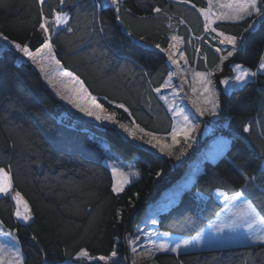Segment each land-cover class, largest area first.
<instances>
[{
    "label": "trees",
    "instance_id": "trees-1",
    "mask_svg": "<svg viewBox=\"0 0 264 264\" xmlns=\"http://www.w3.org/2000/svg\"><path fill=\"white\" fill-rule=\"evenodd\" d=\"M193 2L197 7L207 6L206 0ZM152 4L164 8L172 19L153 16L148 7ZM92 5L93 0H74L65 9L76 17L72 22L75 32L54 34V52L60 65L45 62V72L41 73L14 49L0 53V166L11 164L13 188L28 202L33 217L27 224L16 220L15 202L1 196L0 220L6 230L18 236L26 264H85L83 259H74L81 249L88 251L91 260H98L109 256L114 245L120 264H129L132 254L126 237L135 236L149 207L184 175L187 164L209 141L200 132L199 145L189 154L187 151V158L179 163L176 155L151 154L123 139L117 130L119 123L131 127L135 120L140 128L158 136L171 132L172 115L151 91L171 70L167 54L154 45L167 48L170 35H180L184 38L180 51L193 73L214 68L220 54L213 45H220L203 32V18L190 5L175 0H129L127 6L134 7L136 15L125 17L128 29L114 19L112 8H104L97 15L104 18L107 32L100 35L92 31ZM37 18L35 0H0V32L29 43L33 51L42 43L35 31ZM180 19L186 24H179ZM245 27L244 21L224 22L219 29L238 37L242 34L243 39L238 40V51L226 62L223 73L212 77L220 108L214 122L204 121L209 127L217 126L213 135L227 136V143L214 161L202 163L200 173L190 189L178 195L176 205L157 215L159 232L195 237L223 209L219 200L223 196L217 190L231 196L241 190L244 176H255L244 196L258 208L264 207V73L229 95L222 92L219 83L222 76L231 75L233 64L258 70L264 52V22L248 32L243 31ZM198 35L204 39H196ZM61 71L78 78L87 94L76 92L79 85L60 76ZM62 95L82 105L95 97L104 106V114H114L118 124L84 116L61 99ZM120 103L129 108L131 116L117 107ZM245 126L250 129L247 133ZM111 152L134 161L140 172L118 197L111 193L112 177L106 165ZM33 235L36 241L31 239ZM262 247L233 246L180 253L178 257L175 253L157 254L151 262L264 264Z\"/></svg>",
    "mask_w": 264,
    "mask_h": 264
},
{
    "label": "snow or ice",
    "instance_id": "snow-or-ice-1",
    "mask_svg": "<svg viewBox=\"0 0 264 264\" xmlns=\"http://www.w3.org/2000/svg\"><path fill=\"white\" fill-rule=\"evenodd\" d=\"M74 0H55V3L50 2V0H35L36 7L38 8V18L36 21L35 31L40 33L42 43L39 47L33 51L29 43H20L16 40L10 39L3 32H0V41L4 42L3 47L7 49H14L16 53H19L22 58H27L31 61L41 73L45 72V62L51 64L54 62L56 65H60V60L56 59V54L54 52L53 38L54 34L59 35L60 31L63 30L66 33H74L75 28L73 27V17L69 11L65 9L69 4L73 3ZM177 4L190 5L199 17L203 18L202 30L207 33L211 41H215L216 44L220 46L213 45L216 53L220 54L218 56L219 63L215 65L214 68L208 71H196L193 73V78L198 80L200 88V96L203 97V103L208 105V107H200L197 101L193 100L192 104L196 108V112L200 116H204L206 113L208 115H216L220 108V102L218 99L219 92L213 86L212 77L216 73H223L225 64L233 55L238 51V40L243 39V35L236 36L231 34H226L224 31L219 30L224 22H240L244 21L247 23V27L243 29L244 32H248L250 29H254L257 23L264 22V0H206V7H197V4L193 0H175ZM129 0H93L92 5V31L104 35L107 32L105 26L104 18L98 16L97 13L104 8H112L114 10V19L122 25L125 30L128 29V25L125 23V17H134L136 11L134 7L127 6ZM139 4L135 5L138 9ZM150 12L155 17L163 16L168 20L172 17L168 15V12L155 4L148 6ZM219 22V23H218ZM179 24L185 25L186 21L184 19L179 20ZM215 25V26H214ZM171 28V24H169ZM188 31H191L189 28ZM129 36L133 35L131 31H128ZM143 39V37H140ZM168 43V47H161L159 43L155 44L154 47L160 52L167 54L168 61L176 66L174 71H169L167 78L164 79L163 83L159 87H154L151 89L152 92L158 95V98L167 105L168 111L172 113V116L178 118L176 124H173L171 132L168 134L171 137V144L166 142V137L158 136L155 132L146 131L140 128L135 120H132L131 127L125 124L119 123L114 118L113 115H104L106 110L104 106L97 102L95 97H91L90 105H82L67 96H61V99L66 100L69 104H72L79 112L83 113L84 116L94 118L97 121H108L113 124H118L128 137L134 140L142 141L143 144L149 145L152 148L158 149L159 152L165 153L167 155H173L171 151L173 146L178 144L177 136L181 133L185 141L189 140L190 133L194 132L199 126L193 122L185 109L181 108L175 103V100H169L168 96L162 95V89L173 88V94L177 95L180 90L183 89V82L180 88H174L172 84L173 77L181 74L180 61L183 60L184 64L188 63V58L184 55L183 51L179 52V56L174 58L175 54L179 49V45L184 42V38L177 34H171ZM196 39L203 40L204 36L198 35ZM191 41L189 40V43ZM223 46V47H221ZM228 46H231L230 48ZM196 52L199 53L200 49L197 48ZM226 53V54H225ZM203 59L207 62V57L204 56ZM231 67V76H222L219 83L222 85H229L230 80L232 81L231 87L233 89L243 86L248 83L252 78H255L259 73H264V56L260 58L257 71H252L242 64H233ZM60 76L68 77L69 79L75 80L79 85L75 89L78 93L87 94V89L84 88L83 83L79 81L78 78L73 77L72 73L67 71H61ZM45 79L51 84L52 80L49 79L48 75L45 74ZM151 84V81H149ZM193 92L197 89L193 88ZM227 94L228 89H224ZM206 94V95H205ZM57 95H61L57 91ZM107 99V98H105ZM118 108L122 109L129 116L132 113L129 108L125 106L124 103L117 105ZM249 127L245 126L243 131L249 132ZM147 137V139H145ZM15 148V144L12 145ZM191 147V144H188ZM264 152V147L261 148ZM183 151L180 153L182 156ZM179 159V157H177ZM118 158L109 157L106 165L111 170V193L115 196H119L124 192L125 187L131 183V177H136L140 175L138 170L134 169L132 164L125 165L123 162L117 163ZM2 163V162H0ZM127 168V171H125ZM12 166L7 164L0 166V196L8 197L15 202V212L14 216L16 219L23 221L27 224L32 220V212L29 208L28 202L24 200L21 193L13 188V176H12ZM264 175V170L261 171ZM160 173L157 172V176ZM255 179V176H244V184L241 186V190L233 192L231 196H228L221 192L219 189L217 193L223 196V199L228 201H242L239 203L235 211L230 213V217L227 223H220L218 226L213 225V230L215 233H222L225 228L229 231H235L237 229H243L245 233V239L252 244H259L264 246V207H259L253 204L251 200H248L244 196V189L250 185V182ZM223 211V210H222ZM119 216L120 213H117ZM220 213H217L219 216ZM152 224H157V219H152ZM142 236L147 240V244H140L139 246L143 248V251L137 252L136 245L141 241V235L138 234L136 237H126L129 246L134 254L139 257L148 256L152 257L156 253H175L177 257L180 255L182 249H187L189 247H200L205 243V238L202 235L203 230L198 232L195 237L185 238L181 240L172 241L169 238L170 234L164 233H152L146 232L143 229L139 230ZM155 235V239L152 236ZM0 236L5 237L4 241H0V264H26V257L22 250L20 240L13 230H6L4 222L0 220ZM164 238V239H161ZM33 241L37 240V237L33 235L31 237ZM222 239L220 236H209L208 243L214 241H219ZM262 256H264V247L261 248ZM82 258L92 259L86 249H81L76 256L75 260H81ZM99 260L104 261V264H120V260L117 257V248L114 245L113 250L107 257L101 256ZM132 264H137V260L134 259ZM179 264H183L182 261Z\"/></svg>",
    "mask_w": 264,
    "mask_h": 264
},
{
    "label": "rangeland",
    "instance_id": "rangeland-1",
    "mask_svg": "<svg viewBox=\"0 0 264 264\" xmlns=\"http://www.w3.org/2000/svg\"><path fill=\"white\" fill-rule=\"evenodd\" d=\"M240 22H242V21H240ZM3 45H4V42L3 43L0 42V53L4 49H6L3 47ZM228 47L230 48L231 46H228ZM180 50H181V44L179 45V49H178L177 53L175 54L174 58H177L179 56ZM168 64H169L170 70L174 71L176 66L173 65L170 61ZM180 65H181V74L173 77L172 84H173L174 88L178 89V88H180V85L183 82V89L180 90L177 95L173 94V88L162 89L161 94L168 96L169 100H175V103L178 106H180L181 108L185 109V111L188 114H190V118L193 119V122L198 124L199 126L196 128V130L194 132L190 133V137H189L188 141H185L182 133L180 135H178L177 140L179 141V143L174 145L171 151L173 152L174 155H176V158L179 157V159H177V161L179 163H182L187 158L186 152L188 151V154H189L193 150V148H192L193 146L197 147L199 145L198 137L200 135V132H201L202 137L203 138L208 137L209 141L206 143L205 147L203 148L204 149L203 154L201 156H199L198 158L196 157L192 162L187 164L188 166H187V169H186L184 175L172 187H170L169 189H167L166 191H164L162 193L160 199L157 200L155 204H153L149 207V209L147 210V212L145 213V215L141 219L139 225L137 226V229L135 231V236H134V237H136L138 234H140L142 237L139 244L136 245L137 252L144 250L143 248H141L139 246L140 244H147L148 243L147 240H145L143 238L142 233H140L139 230L143 229L144 231L152 232L153 234L156 232H159L157 229V224H152V222H151L152 219L155 218L158 221V216H157L158 214L165 213L166 211H168V209H170L171 207L176 205L178 195H180L181 193L186 192L190 189L193 180L200 173V168H201L202 163L204 161H213L214 160V158H212L213 154L214 153H220V151L223 149L221 146H224L227 143V139H228V137L225 135H221L220 138H218V137L216 138L215 135H213V131H215V127H217V126L209 127V125L205 124V122H204L205 120L214 122L217 118V114L216 115H208L206 113L204 116H200L196 112V108L192 104L193 100L197 101V103L200 107H208V105H205L202 102L203 97L200 96L201 85H200L198 80H195L193 78V72L191 71V69L187 66V64H184L183 60L180 61ZM231 75H232V72H231ZM214 80H213V86L215 87V89H217V86H216ZM249 82H250V80L248 81V83ZM231 84H232L231 80H230L229 85L220 84L222 92L225 93L224 89H228L227 94L229 95L233 92L240 90L242 87H244L246 85L245 84L243 86H240V87L233 89L231 87ZM193 88H196L197 91L193 92V90H192ZM160 101L167 108V105L164 103V101H162V100H160ZM90 104H91L90 102L89 103L87 102L84 105L87 106ZM167 110H168V108H167ZM169 113H170V115H172L171 112H169ZM172 118H173L174 124H176L178 121V118H175L173 116H172ZM126 126H128V125H126ZM218 129L220 130L222 128H218ZM117 130L119 131V133L123 139L134 142L141 149H144V150L150 152L151 154H154L157 156H168L165 153L159 152L158 149H155L149 145L143 144L142 141L134 140L131 137H128L127 134L118 126H117ZM164 137L167 138L166 142L171 144V137L169 135L164 136ZM145 139H147V137H145ZM188 144H191V147H188ZM182 151H183V153H185V155L183 154L181 156L180 153ZM112 154L113 153L111 152V154L108 156V159H109V157L118 158L117 163L123 162L125 165L132 164L134 166V169L137 170L136 164L134 161L126 160V159H124V158H122L116 154H113V155ZM108 159H107V161H108ZM109 170H110V168H109ZM125 171H127V168H125ZM110 172H111V170H110ZM137 178H138V176L131 177L130 178L131 183H129L126 187H128L129 185L134 183L137 180ZM219 200L221 201V203L224 204L223 209H222L223 211L221 210L220 215L216 216L212 220V222H210L204 228L202 235L205 238V243L202 244V246H200V247H189L187 249H182L180 253H190V251L203 250V249H209L207 251H211V250H217L220 248L222 249L225 247L258 245V244H252L251 242H249L245 239V233H244L243 229H237L235 231H229V229L225 228L222 233H215L214 232L212 226L213 225L218 226L220 223H227L228 219L230 217V213L235 211V208L239 203H242V201H231V200L226 201L223 198H221ZM18 221H21V220H18ZM21 222H23V221H21ZM159 233H162V232H159ZM217 235L220 236L222 239H220L219 241H214L212 243H208L209 236H217ZM155 238H156L155 235H153L152 239H155ZM5 239H6L5 237L0 236V241H4ZM161 239H164V238H161ZM168 239L175 241V240H181V239H185V238L170 234ZM130 250H131V254H132V259H131V262L129 264H132L134 259L137 260V264H153V262H151V260L155 255L165 254V253H156L152 257H148V256L139 257L137 254H134L132 252V249H130ZM82 259L84 260L85 264H104V261L99 260V259L98 260H91V259H87V258H82Z\"/></svg>",
    "mask_w": 264,
    "mask_h": 264
},
{
    "label": "crops",
    "instance_id": "crops-1",
    "mask_svg": "<svg viewBox=\"0 0 264 264\" xmlns=\"http://www.w3.org/2000/svg\"><path fill=\"white\" fill-rule=\"evenodd\" d=\"M263 56H264V52H263ZM222 152V150L220 151V153ZM220 153H214L213 154V156H212V158H214V160L218 157V155L220 154ZM203 154V151L197 156V158L199 157V156H201ZM213 160V161H214ZM16 219V218H15ZM17 220V219H16ZM204 230V229H203ZM225 248H229V247H225ZM221 249V248H220ZM223 249V248H222ZM207 250H209V249H203V250H194V251H190V253H195V252H201V251H207ZM218 250V249H217Z\"/></svg>",
    "mask_w": 264,
    "mask_h": 264
}]
</instances>
